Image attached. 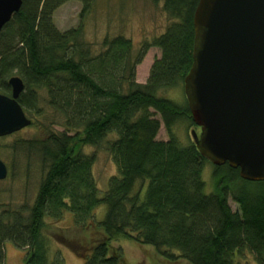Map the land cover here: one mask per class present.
Wrapping results in <instances>:
<instances>
[{"label":"trees","instance_id":"trees-1","mask_svg":"<svg viewBox=\"0 0 264 264\" xmlns=\"http://www.w3.org/2000/svg\"><path fill=\"white\" fill-rule=\"evenodd\" d=\"M70 1L75 0H23L0 34V94L11 95L9 80L19 77L25 91L18 101L26 114L42 113L36 105L45 92L47 106L76 132L51 134L37 146L47 173L31 207H3L0 212V264H5L6 242L28 249L26 264H64L61 254L49 261L44 232L48 220L61 222L67 213L74 218L73 232L60 237L84 264H130L114 245L120 238L190 264H238L236 255L245 251L264 264V181L244 180L228 163L212 164L192 135L183 146L174 126L187 121L198 128L187 97L186 106H178L159 96L184 88L193 64L200 0H162L172 23L165 34L145 44L135 63L132 43L122 37L106 40L101 53L92 54L82 41L83 24L59 32L54 14ZM76 1L84 5L83 21L95 0ZM148 47L160 48L162 55L147 83L140 85L136 66ZM162 123L168 141L157 140ZM113 134L115 140L107 141ZM89 146L105 147L118 170L104 193L93 180L96 156L83 151ZM209 164L214 190L206 194L203 171ZM102 206L105 219L97 221L96 210Z\"/></svg>","mask_w":264,"mask_h":264},{"label":"water","instance_id":"water-1","mask_svg":"<svg viewBox=\"0 0 264 264\" xmlns=\"http://www.w3.org/2000/svg\"><path fill=\"white\" fill-rule=\"evenodd\" d=\"M23 0H0V34ZM192 68L184 91L199 152L216 166L228 163L242 179L264 181V0H200L194 15ZM0 94V137L30 127L19 103V77ZM8 167L0 160V181Z\"/></svg>","mask_w":264,"mask_h":264},{"label":"rangeland","instance_id":"rangeland-1","mask_svg":"<svg viewBox=\"0 0 264 264\" xmlns=\"http://www.w3.org/2000/svg\"><path fill=\"white\" fill-rule=\"evenodd\" d=\"M83 3L70 1L61 6L54 14L53 22L57 30L66 33L82 27V41L92 49V54L101 53L103 42L113 41L122 37L132 43V63H135L146 43L161 37L167 31L172 21L164 11L161 0H95L91 12L81 19ZM162 51L158 47H148L139 65L136 66L135 79L138 84H146L154 63L161 58ZM42 99L37 108L42 113H27L33 124L20 132L0 137V160L8 167L7 179L0 181V212L6 209L22 210L31 207L37 197L40 184L47 173V161L41 157L38 145L46 141L51 134L59 135L76 132L63 126L62 117L56 115L45 102V92H41ZM159 96L173 101L178 106H186V96L183 86L174 90L163 91ZM160 119L159 116H157ZM200 129L189 126V122L180 121L173 128V134L183 146H188L191 131ZM169 133L162 123L157 140L168 141ZM115 140V134L107 141ZM34 144L35 146L31 147ZM86 155L95 154L96 161L92 168L93 180L102 193L108 190L109 180L117 175V167L105 147H85ZM213 166L209 164L203 171L206 183V194L214 190L212 178ZM136 192V191H135ZM228 203L233 212L238 211V205L229 198ZM3 207H6L4 209ZM107 209L102 206L96 210L97 221L105 219ZM48 228L44 232L48 237V258L52 263L61 254L64 264H84L63 240L73 232L74 218L67 213L61 222L48 220ZM63 235L64 238H61ZM121 247L130 264H190L183 259H171L157 251L153 246L140 245L132 239L120 238L114 242ZM165 251V250H164ZM5 264H26L28 249H19L12 242H6L4 247ZM238 264H257L254 256L245 251L243 255H236Z\"/></svg>","mask_w":264,"mask_h":264},{"label":"flooded vegetation","instance_id":"flooded-vegetation-1","mask_svg":"<svg viewBox=\"0 0 264 264\" xmlns=\"http://www.w3.org/2000/svg\"><path fill=\"white\" fill-rule=\"evenodd\" d=\"M199 129V128H198Z\"/></svg>","mask_w":264,"mask_h":264}]
</instances>
